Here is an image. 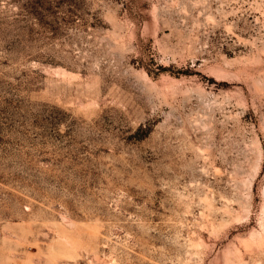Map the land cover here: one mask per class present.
I'll return each instance as SVG.
<instances>
[{
    "label": "rangeland",
    "instance_id": "obj_1",
    "mask_svg": "<svg viewBox=\"0 0 264 264\" xmlns=\"http://www.w3.org/2000/svg\"><path fill=\"white\" fill-rule=\"evenodd\" d=\"M0 264H264V0H0Z\"/></svg>",
    "mask_w": 264,
    "mask_h": 264
}]
</instances>
